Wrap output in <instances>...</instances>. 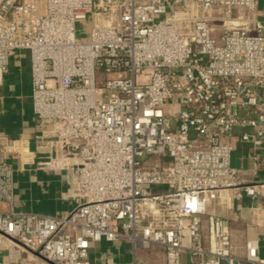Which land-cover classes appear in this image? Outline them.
I'll list each match as a JSON object with an SVG mask.
<instances>
[{
	"label": "built area",
	"instance_id": "1",
	"mask_svg": "<svg viewBox=\"0 0 264 264\" xmlns=\"http://www.w3.org/2000/svg\"><path fill=\"white\" fill-rule=\"evenodd\" d=\"M19 50L38 146L50 167L71 170L73 205L17 211L13 164L29 148L0 132V264L26 252L90 264L101 240L128 242L130 264L151 246L164 264H264L259 236L239 254L229 220L208 212L217 197L246 200L264 225L260 0H0V80ZM237 145L251 149L253 180L238 176Z\"/></svg>",
	"mask_w": 264,
	"mask_h": 264
},
{
	"label": "crops",
	"instance_id": "2",
	"mask_svg": "<svg viewBox=\"0 0 264 264\" xmlns=\"http://www.w3.org/2000/svg\"><path fill=\"white\" fill-rule=\"evenodd\" d=\"M29 91V92H28ZM30 60L26 50H19L10 58L9 66L0 80V132L10 138L27 142L28 162L19 167L14 163V208L17 211H35L62 216L73 205L69 196L71 170L50 167L48 147L38 146L41 127L39 119L34 115L30 97ZM233 141L236 142V138ZM233 163L239 167L238 176L253 180L256 174L252 169L251 149L237 145L233 155ZM264 177V169L258 171ZM259 202V201H258ZM256 203V202H255ZM254 203L229 200L227 206L217 197L208 206V211L225 216L235 230L243 232L245 238H260V255L264 248V225L255 223V213L251 206ZM6 209L0 204V210ZM254 225L248 226L247 223ZM248 232L253 234L248 236ZM238 246V245H237ZM154 251V258H144L145 264H164L161 250ZM264 258V255H261ZM0 259L5 261L4 247L0 246ZM131 249L126 241L115 243L101 240L92 242L89 248L90 264H130ZM157 261V262H156ZM155 262V263H154ZM48 264L34 254L26 252L19 263Z\"/></svg>",
	"mask_w": 264,
	"mask_h": 264
},
{
	"label": "rangeland",
	"instance_id": "3",
	"mask_svg": "<svg viewBox=\"0 0 264 264\" xmlns=\"http://www.w3.org/2000/svg\"><path fill=\"white\" fill-rule=\"evenodd\" d=\"M263 4H264V0H260V6H263ZM77 27L80 30L81 38L85 39L87 37V34H88L89 30H90V25L86 21H81V22L77 23ZM80 34L77 33V36H80ZM26 53L28 54V51H26ZM202 222H203V224L205 223L204 218H202ZM231 229H232V240H233V243L235 245H238V253L240 254L242 252V247H243V243H244V239H245L244 234L240 230H235L234 231L235 234L233 235V228H231ZM252 235L253 234L248 232V236H252ZM153 248H157V247L156 246H151L150 248H146V249L145 248H138L137 249L136 255L138 256L139 261L141 263H145L143 258L140 259L141 256L144 257V258L146 257V258H150V259L154 258L155 254H154V251L152 250ZM261 255H264V248L262 249Z\"/></svg>",
	"mask_w": 264,
	"mask_h": 264
}]
</instances>
